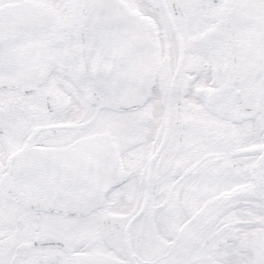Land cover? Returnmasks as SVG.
I'll return each mask as SVG.
<instances>
[{
  "label": "snow or ice",
  "instance_id": "snow-or-ice-1",
  "mask_svg": "<svg viewBox=\"0 0 264 264\" xmlns=\"http://www.w3.org/2000/svg\"><path fill=\"white\" fill-rule=\"evenodd\" d=\"M0 264H264V0H0Z\"/></svg>",
  "mask_w": 264,
  "mask_h": 264
}]
</instances>
